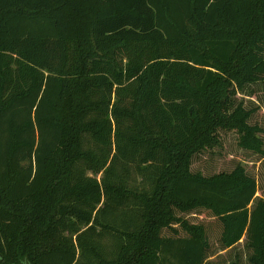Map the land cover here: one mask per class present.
<instances>
[{
	"label": "trees",
	"instance_id": "16d2710c",
	"mask_svg": "<svg viewBox=\"0 0 264 264\" xmlns=\"http://www.w3.org/2000/svg\"><path fill=\"white\" fill-rule=\"evenodd\" d=\"M262 91L264 0H0V264H264L257 179L192 167L264 159Z\"/></svg>",
	"mask_w": 264,
	"mask_h": 264
},
{
	"label": "rangeland",
	"instance_id": "374dc122",
	"mask_svg": "<svg viewBox=\"0 0 264 264\" xmlns=\"http://www.w3.org/2000/svg\"><path fill=\"white\" fill-rule=\"evenodd\" d=\"M263 93L264 91L260 92L261 95ZM256 117L261 121H264L263 113L261 111L257 112ZM222 140V148H217L215 151L203 153L196 157L192 163L193 169H200L205 173L228 171L231 170L236 163L241 162L245 165L248 172L254 175L258 181V191L256 192V196L264 197V159L250 152H244L241 149H238L236 145V135L233 132L222 133ZM97 176L100 177V174ZM254 203L255 202H252L250 205H253ZM197 219L209 221L211 218L204 213H200ZM239 253L240 264H248L246 258L248 253L247 250L242 249L241 246ZM230 254L233 256V252ZM222 255L223 257L219 256V258H225L227 254ZM217 258L213 257V259L218 261ZM231 260H234V257H228V260L221 259V262L223 261V264H226L227 261Z\"/></svg>",
	"mask_w": 264,
	"mask_h": 264
}]
</instances>
